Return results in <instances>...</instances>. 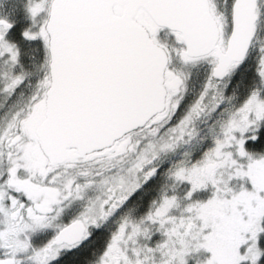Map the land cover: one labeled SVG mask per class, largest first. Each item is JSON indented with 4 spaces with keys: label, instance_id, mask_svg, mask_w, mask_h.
Listing matches in <instances>:
<instances>
[{
    "label": "snow or ice",
    "instance_id": "1",
    "mask_svg": "<svg viewBox=\"0 0 264 264\" xmlns=\"http://www.w3.org/2000/svg\"><path fill=\"white\" fill-rule=\"evenodd\" d=\"M0 264H264V0H0Z\"/></svg>",
    "mask_w": 264,
    "mask_h": 264
},
{
    "label": "flooded vegetation",
    "instance_id": "2",
    "mask_svg": "<svg viewBox=\"0 0 264 264\" xmlns=\"http://www.w3.org/2000/svg\"><path fill=\"white\" fill-rule=\"evenodd\" d=\"M155 183V182H154ZM147 202V198H146V200H145V203ZM144 209H141V211H143ZM100 247V242L97 244V248H99Z\"/></svg>",
    "mask_w": 264,
    "mask_h": 264
},
{
    "label": "trees",
    "instance_id": "3",
    "mask_svg": "<svg viewBox=\"0 0 264 264\" xmlns=\"http://www.w3.org/2000/svg\"><path fill=\"white\" fill-rule=\"evenodd\" d=\"M99 243V242H98ZM84 255H88L87 253H85Z\"/></svg>",
    "mask_w": 264,
    "mask_h": 264
}]
</instances>
